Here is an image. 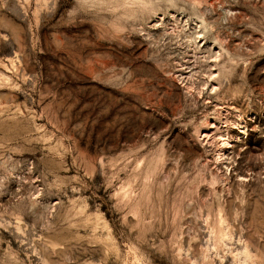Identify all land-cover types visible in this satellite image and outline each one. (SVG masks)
<instances>
[{
  "label": "rangeland",
  "instance_id": "rangeland-1",
  "mask_svg": "<svg viewBox=\"0 0 264 264\" xmlns=\"http://www.w3.org/2000/svg\"><path fill=\"white\" fill-rule=\"evenodd\" d=\"M145 2L0 0V264H264V0Z\"/></svg>",
  "mask_w": 264,
  "mask_h": 264
},
{
  "label": "clouds",
  "instance_id": "clouds-1",
  "mask_svg": "<svg viewBox=\"0 0 264 264\" xmlns=\"http://www.w3.org/2000/svg\"><path fill=\"white\" fill-rule=\"evenodd\" d=\"M95 3L106 4L109 9H117L125 13L135 12L139 8H146L145 0H94Z\"/></svg>",
  "mask_w": 264,
  "mask_h": 264
},
{
  "label": "bare ground",
  "instance_id": "bare-ground-1",
  "mask_svg": "<svg viewBox=\"0 0 264 264\" xmlns=\"http://www.w3.org/2000/svg\"><path fill=\"white\" fill-rule=\"evenodd\" d=\"M201 19H202V18H201ZM200 23H201V21H200ZM200 23H199V24H200ZM202 25H203V23H202ZM197 26H198V24H197ZM213 65H214V64H213ZM213 123H214V122H213ZM228 144H229V143H228ZM226 146H227V145H226ZM229 158H230V157H229ZM219 221H220V220H219Z\"/></svg>",
  "mask_w": 264,
  "mask_h": 264
}]
</instances>
